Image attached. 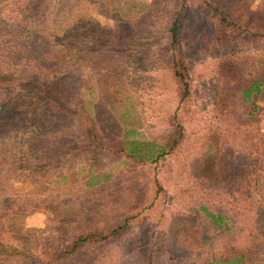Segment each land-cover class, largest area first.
I'll return each instance as SVG.
<instances>
[{
  "label": "rangeland",
  "instance_id": "374dc122",
  "mask_svg": "<svg viewBox=\"0 0 264 264\" xmlns=\"http://www.w3.org/2000/svg\"><path fill=\"white\" fill-rule=\"evenodd\" d=\"M14 1L0 0V5L8 10ZM115 1V7L131 3L45 0V7L35 10V20L51 23L64 7L59 21L66 25L82 15L86 35L77 47L79 60L74 67L72 62L64 63L67 56L60 61L54 58L60 52L52 51L56 46L45 37V29L52 31L55 24L30 28L14 39L0 27V54L19 51L25 69L20 77H37L34 82L20 80L0 88V264L30 263L32 255H44L48 246L59 247L84 226L111 228L129 218L123 236L108 245L85 247L61 264H208L224 247L229 250L247 242L237 236L245 222L258 227L263 223L253 214L249 215L256 223L240 215L241 203L226 198L233 190L237 195L229 198L239 200L240 184L221 188L220 194L213 181L200 174L210 131L219 134V143L238 171L250 164L260 166L257 172L264 174V99L254 113L240 93L244 85L264 77V0H246L241 7L257 12L249 22L245 14L239 30L230 27L223 32L214 15L197 2L132 0L139 11L152 5L137 20L105 8V3ZM177 18L183 23L182 55L191 93L185 101L171 70L178 54L170 40ZM215 26L217 35L233 38H222L217 46ZM89 30H101L102 38L108 35L111 42L109 38L90 42ZM38 31L43 41L35 37ZM70 43L72 39L65 40ZM57 49L61 48L57 45ZM43 55H47L45 63L40 60ZM40 64L44 71L34 69ZM56 65L60 73L70 70L75 75H56ZM53 76L57 78L51 81ZM47 97L69 108L70 116L67 109H56L54 102L42 109L41 101ZM111 102L119 116L133 122L149 140L160 141L181 122L185 138L177 152L157 164H126L117 152L122 127L110 110ZM85 109L93 113L101 146L84 134L90 125L87 115L77 120L73 115ZM38 113L49 119L43 127ZM90 172L109 179L87 187ZM203 205L211 213L230 214L234 241L229 240V232L208 227ZM258 243L261 252L248 264H264V235Z\"/></svg>",
  "mask_w": 264,
  "mask_h": 264
},
{
  "label": "trees",
  "instance_id": "16d2710c",
  "mask_svg": "<svg viewBox=\"0 0 264 264\" xmlns=\"http://www.w3.org/2000/svg\"><path fill=\"white\" fill-rule=\"evenodd\" d=\"M2 1L4 2L6 0ZM188 1L197 2L196 4L200 3L201 7L202 5L205 6L206 11L214 15L215 18L213 17V19L215 20V22H217V25L222 32V29L230 27H233V30H239L243 27L242 20H244V15H249L247 21L249 22V19L254 16L255 12H257V10H251V7H246V9L241 7V5L246 2V0ZM130 2V4L133 5V10L137 11L133 12V10L127 8V6L130 4H117V7H115L114 4L116 5V1L115 3L111 2V4L102 2V5L105 3V8H108V10H113V12L117 11L121 14L122 18L137 20L141 16L143 17V15L148 13V9L150 10L152 7V5L150 4L146 6L147 9L145 12L141 10L139 11L137 8L134 9L133 1L131 0ZM45 5V0H15L14 3H11L10 9L4 10V7L1 4L0 27H4L3 32L7 33L8 38L10 37L11 39H14L18 34H20V36H22V33L28 34V32H30V28H40L43 26L46 28L49 25L55 24L52 31H48V29H45V31H47L45 37L51 40L56 46L52 51L57 53L60 52L54 58L60 61L67 56L68 61H65L64 63L67 65L71 64L72 62L74 67L77 60H79V57L77 55V47L82 42V35H86V33L83 34L86 30L82 29L84 21L81 20L83 17L82 15H79L75 21H73L72 23L69 22V25H66L64 22L62 23L59 21L60 16L64 12V7H61L55 21H52L50 23L49 21L41 22L40 20H35L34 18L38 17V15L35 16V10H39L45 7ZM136 16L137 18H135ZM179 19L180 18H177L175 20L174 28L171 31L170 36L171 46L178 50V54L175 56L172 63L171 70L174 71L173 78L177 80L179 85L181 86L180 90L183 96L182 100L185 101L191 96V93L186 62L184 56L182 55L181 39L183 32V23ZM206 21L208 22V20ZM9 28L10 30H8ZM38 33H40V31H38L37 33L35 32V37L43 41L44 38L42 36L36 35ZM101 34V30L98 32L95 30H89L87 37L89 38V40H91L90 42L98 40L99 38L103 40L109 38V41L107 40L109 44L111 42V37H107L108 35H103L102 38ZM213 36L214 40L216 41L215 44L217 46L219 45V43H221L222 38L226 40H230V38H233L230 34L226 35L225 33H220V35H217L216 26L214 28ZM68 39H72V41L74 42L70 43V46H72L71 48L70 46H68V44H65V40ZM57 45L62 50H58ZM49 50L50 48L45 52H50ZM46 56L47 55H43V57L40 59L43 63H45L46 61ZM42 65L43 64L34 66V69L44 71L46 67H43ZM55 68L56 69L54 70H57L58 72L56 75H75V73H71L70 70L60 73L59 66L57 65L55 66ZM0 75V88H2L3 86H14L20 80H26L25 82L27 83L37 81V77H20V75H25V69L23 66V54L19 51L14 53L11 51L6 52L2 50L0 54ZM29 75L35 74L30 73ZM56 78L57 76H53L51 81L55 80ZM42 86H45V84H43ZM45 88H48V86H45ZM240 93L244 105L252 104L255 113L258 109H260L258 101L264 99V77H257L256 79L250 81L243 86ZM30 98H33V96H30ZM50 102H54L55 106H58L56 109L61 112L67 109L66 113L68 114V116H70V113L68 112L69 108L65 109V105L62 108L59 105H56L57 103H59V100L56 98H52V100L50 97L44 98L41 101V108L44 109L43 107H46ZM51 105L52 103H50V106ZM109 107L114 114L117 123L120 125V127H122L119 137L120 148L117 152L125 159L126 164L131 162L137 165H147L148 163L157 164L161 161H164L167 157L177 152V149H179L183 139L185 138L184 126L181 124V122H179L174 125L175 130L169 135L161 138L160 141L151 139L149 140L147 136L141 132L140 128L137 127L133 122H129L127 118H122L119 116L114 103L111 102ZM28 109L30 108H25L24 110ZM74 113L75 114L73 115L75 116L76 120L79 117H85L87 115V120H89L90 125L87 127V129L84 130V134L93 144L101 146L102 140L99 133L100 131L95 124V119L91 115L93 113L90 112L91 114H89L86 109L79 111L78 114L76 112ZM42 114L38 113L36 115V117L40 116L38 118V121L40 122L41 127H43L49 120ZM210 132L211 134L207 135L208 143L205 146L206 149L201 155L203 158L201 170L203 171L202 174H200V177L205 180H212L214 184V191L220 194L224 190L233 187L234 184H240V190L237 192L240 196V199L234 200L229 198V196L235 197L237 195L235 192H233V190L228 191V193L226 194V198H228L233 203L234 201H236V203H241L242 206H240V211L242 213L240 215L245 216L246 219H251L252 222H254L255 220L256 223V219L252 218L251 215H249L253 214L254 217H257V221L261 218L263 220V223L260 227H258L253 224L250 226L245 222L243 229H241L237 234L238 237H246L247 242L243 244L245 246L240 244L234 245L229 250L227 249V247H224L223 253L219 257H214L213 259H211L208 264H248L252 260V256H255L257 253L261 252V245L258 242L260 240V237L264 235V187L260 189L258 188V186L260 184L264 186V174L261 172H257L260 169V166H255L253 168L250 164L246 165L248 169L238 171V166L234 163L233 160L227 157L224 147L219 143V134L214 131ZM108 179L109 177H106L104 179V175H95L90 172V174L86 176L85 183L87 187H93ZM242 185L246 187H241ZM221 188L225 189L221 190V192L219 191ZM209 191L213 190L211 189ZM214 191L210 194L211 197L215 193ZM211 202L212 200H210V202L208 203ZM203 206L201 210L203 209L204 216L206 218L205 222H207L208 227L223 234H228L229 232L230 234L228 236H232V238H229V240L234 241L233 232L235 231V228H232L228 225L231 221L230 214H228L229 216H227L226 214L222 213H211L206 205L204 207ZM130 221L131 219L129 218L126 219L122 225L112 226L111 228L107 227L103 229L94 226L88 227L92 226L91 224L88 226H84L78 232H72L69 237L64 235L67 237V240L61 243L62 245H59V247H54V245L50 247L48 246L46 247V251L44 249V255H32V257L30 258L32 262L30 261V263L25 264H61L65 261H69L70 259L75 258L85 247L91 245L111 244L114 238L120 237L121 235L123 236L125 234L130 225ZM250 232L254 233L253 237L249 235ZM251 238H253L252 244L251 242H249ZM18 253L19 251H17V254Z\"/></svg>",
  "mask_w": 264,
  "mask_h": 264
}]
</instances>
